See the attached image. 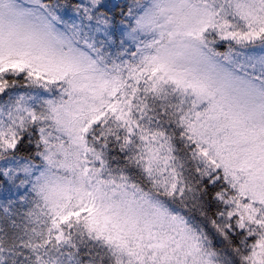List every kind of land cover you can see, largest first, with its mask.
<instances>
[{"label": "snow or ice", "instance_id": "obj_1", "mask_svg": "<svg viewBox=\"0 0 264 264\" xmlns=\"http://www.w3.org/2000/svg\"><path fill=\"white\" fill-rule=\"evenodd\" d=\"M108 5L0 0V206L31 194L15 254L59 264L79 225L110 264H264V0H147L127 31ZM32 127L41 165L16 162ZM133 138L136 180L105 156Z\"/></svg>", "mask_w": 264, "mask_h": 264}, {"label": "trees", "instance_id": "obj_2", "mask_svg": "<svg viewBox=\"0 0 264 264\" xmlns=\"http://www.w3.org/2000/svg\"><path fill=\"white\" fill-rule=\"evenodd\" d=\"M146 2L147 0H109L108 6L115 13L121 28L127 31L131 26L132 20L139 14ZM129 9H131V15L128 14ZM112 14V12L108 13L109 16ZM125 39L127 43L123 44L121 48L114 50L111 56L117 63H119L121 59H129L126 51L129 47H131V50H135V44L132 43L131 38L126 37ZM221 50L223 49L221 48ZM109 51L112 52L113 50ZM247 63H251V61H247ZM258 68L259 66H257V69L250 70H258ZM19 91H24L26 94L30 95L32 97L30 103L36 107L39 106V101L52 98L53 95L57 97L60 95V89L55 85L50 86L48 89L23 88ZM149 104L152 108V111L149 112V115L153 117L152 123L149 124L147 118H145L142 123L149 127H162L165 131L176 133L174 143L177 149H181L182 141L178 136V129L168 123L169 118L159 111L158 103L149 98ZM22 139L25 141L23 145L25 151L19 154L16 158V162L22 164L26 157L31 163L41 165L42 162L40 158L35 155V153L40 150L37 148L36 144L39 139V133L35 131V127L29 128L22 133ZM135 143H138V141L133 138V144L122 151L119 143L114 139H109L108 145L105 148V156L109 161L110 170L114 175H119L123 172L133 180L141 176L139 168L131 161V156L135 151ZM20 194H24L23 190H21ZM30 197L31 194H27L23 202L13 198L12 202L7 205V210L4 206H0V228L3 229L2 233H0V238H2L5 251V264H13V262H15V264H31V261L25 260L23 255L15 254H28L29 252L28 249L19 248L18 241L27 238L25 225L31 227L23 215L24 211L31 206ZM12 221H15V223L13 224ZM205 227L210 234L215 236L214 230L210 224L205 223ZM219 239V237H216L214 240L217 247H220ZM10 252L12 253L11 255H9ZM56 256L59 264H110L107 251L102 246L101 242L89 239L87 233L83 232L79 225L71 230L70 243L62 245L59 252L56 253Z\"/></svg>", "mask_w": 264, "mask_h": 264}]
</instances>
